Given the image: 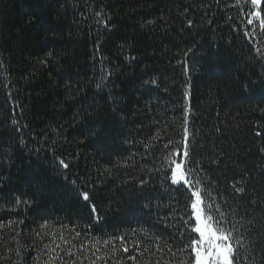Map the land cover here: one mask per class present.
<instances>
[{
	"label": "trees",
	"instance_id": "trees-1",
	"mask_svg": "<svg viewBox=\"0 0 264 264\" xmlns=\"http://www.w3.org/2000/svg\"><path fill=\"white\" fill-rule=\"evenodd\" d=\"M253 10L250 0H0V264H72L68 249L82 264H178L182 254L153 255L148 237L181 244L186 189L160 169L185 127L217 202L247 213L242 257L264 264V30L247 23ZM43 231H57L55 243ZM122 235L128 253L115 240L116 253L101 243L93 254V237Z\"/></svg>",
	"mask_w": 264,
	"mask_h": 264
},
{
	"label": "snow or ice",
	"instance_id": "snow-or-ice-1",
	"mask_svg": "<svg viewBox=\"0 0 264 264\" xmlns=\"http://www.w3.org/2000/svg\"><path fill=\"white\" fill-rule=\"evenodd\" d=\"M243 2L248 3V0H243ZM240 3L241 0H236V6H239ZM261 3L262 0H250V4L254 10L250 13L252 18H249L247 23L252 25L254 18L259 21L260 29L264 30V17H262ZM97 15L99 16L100 13H97ZM149 23H152V21H149ZM192 23L191 20L188 21L189 26H191ZM189 51L191 50L189 49ZM257 51L260 50L257 49ZM262 56H264V53H262ZM46 62L47 61H42V63ZM182 63L186 64V61ZM187 70L186 67L185 71L187 72ZM107 75H111V73ZM106 79L107 76H102L101 83L97 84L96 87L100 89L103 81ZM151 83L155 84V81L153 80ZM246 87L245 85V88ZM188 135V129L185 127L183 140L176 142L180 146H174L168 155L164 157V164L160 169V171L165 173L164 178L170 181L171 185L186 189L184 198L187 204L179 217L180 222L185 226L184 229L179 232L181 244L174 248V240L170 242L168 239L158 235L154 237L150 236L148 238L154 239L156 245L155 252L152 254L156 255L157 252L163 253L165 249L171 253L172 257H175L178 253L182 254L183 258L179 260L178 264H241L242 260L245 264H255V261L249 262L247 256L242 257L241 255V249L245 251L249 250L245 241L251 239V237L248 236L250 229L245 227L247 213L241 214L240 206L230 208L226 211L224 207H222V204L217 202L216 197L213 195L217 182L210 178L209 174L200 166L199 161L196 162L195 167L192 166L193 161ZM257 135H259V133H257ZM172 144H174V142L169 140L165 148ZM261 151L264 152V149H261ZM57 159L62 168L67 169L69 167L64 159ZM213 163L218 164L219 161H213ZM72 183L75 184V181ZM145 183L146 181L144 180L140 181L141 185ZM241 183L242 181L240 180L231 183V188L235 193H244V187H237V185ZM84 187L88 188L87 185ZM77 190L83 201L90 204L92 213L96 214V207L91 204L89 191L80 188ZM173 199L175 198L173 197ZM220 200L223 201V204H228V200L223 195H221ZM16 203H20L19 198H17ZM23 203L27 204L28 201H23ZM252 203H255V201ZM229 217H231V219H229ZM11 223L13 222L9 221V225ZM3 226V223H0V227ZM40 227L41 229L47 228V222L41 224ZM57 231L51 233L47 231L37 232L36 235L41 238L51 236L53 243H55ZM131 231L135 233L137 229H131ZM139 231L145 232L146 230L141 228ZM75 235L79 237L81 233L77 231ZM85 235H87V233H85ZM58 238L65 244L70 243V241L65 239L62 233ZM92 239L93 242L91 243V247L95 250L93 253L94 255L96 252L100 251L97 245L101 243L105 246L113 245V241L115 240L121 241L120 250L124 253L129 252V248L126 246L125 236L123 235L109 236V238L103 240L98 237H93ZM59 247V244H56L55 247L45 245V248L49 249V252H55L56 248ZM80 250H86L85 245L81 244ZM148 250L147 247L144 248V251ZM109 251L116 253L118 250L113 245ZM66 254L73 257L72 264H78V262L82 264L81 258L75 256L70 249L66 251ZM96 259H103V257L96 256ZM127 259L133 261L134 264H139L137 255H129ZM55 260L63 261V257H50L46 264H55ZM261 260H264V256L261 257ZM91 264H95V260H92ZM105 264H107V261H105ZM113 264H124V261H113ZM156 264H160V261L157 260ZM165 264H176V261H166Z\"/></svg>",
	"mask_w": 264,
	"mask_h": 264
}]
</instances>
